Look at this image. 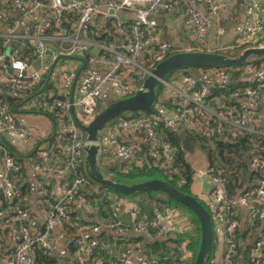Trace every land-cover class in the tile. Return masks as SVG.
Listing matches in <instances>:
<instances>
[{"label": "built area", "instance_id": "built-area-1", "mask_svg": "<svg viewBox=\"0 0 264 264\" xmlns=\"http://www.w3.org/2000/svg\"><path fill=\"white\" fill-rule=\"evenodd\" d=\"M100 1L102 0H0V38L2 39L0 43V85H8L13 93L39 87L43 84L46 74L48 77L50 75V78L54 75L60 59L70 58L69 56L81 48L90 49L91 53L95 55L96 61L104 67L99 78H95L93 74V77L85 82L81 95L73 102L70 99L71 87L75 81L76 73L64 63L58 68L56 79L59 81L65 99L60 103L62 113L57 127L65 137L66 148L61 164H54L53 156L48 151H44L38 160H34L33 166L37 170L53 169L61 177L60 191L56 193L53 188L45 189L49 199L44 214L45 226L41 231L32 232L22 215L14 217L18 224L19 243L12 251L0 254V264H35L34 253L36 250L57 252L55 229L63 222L71 221L69 213L73 211L72 202L81 198L79 190L84 186L81 169L84 167L85 147L88 142L86 135H83L82 125L88 124L98 112V100L109 85L115 84L123 96L132 95L139 90L151 69L170 55L171 44L161 38L157 17L164 0H106L104 5L93 4V2ZM246 1L247 6L253 11L247 18L246 32L242 40L225 50L229 56L238 55L241 52H238L239 47L245 49L252 46H264V42L256 40L257 33L264 28V0ZM199 3L200 0H188L187 6L188 22L200 45L199 50L220 52V49L208 48L206 42L207 18ZM205 5L210 12H215L224 4L222 0H205ZM103 7L105 10H102ZM21 9H24L23 13L17 14V11ZM123 10L131 11L134 14L132 22L122 15L121 11ZM67 12H73L79 17L74 31H70L66 25L65 14ZM102 12L115 23L118 32L127 35L126 41L106 45L95 43L83 35V25L94 22L96 16ZM6 21H10V27L5 23ZM128 24L131 28L129 34L127 33ZM44 26H49L48 30H51V33H42L41 30ZM19 40H29L33 45L36 57L31 63L22 58L18 47L12 45L13 41ZM46 41L55 42L58 48L51 49L47 46ZM129 45L133 51L127 50ZM153 45L157 46L156 51L151 52L146 49ZM141 50L151 54V58L139 60L137 54ZM58 58L59 60H57ZM263 58L250 57L244 66L247 75L254 73L253 80L256 83V86H248L243 91L253 106L251 115L246 119L239 110L222 105L220 97L214 98L213 106L207 99L210 87L202 77L211 76L226 81L229 73L222 67H209L206 70L198 68V73L191 70L188 73H179L172 80L164 78L161 84L164 86L166 94L169 91L170 98L180 108L174 112L167 111L160 101L154 103L156 109L160 112L166 125L173 129L188 132L204 131L219 135L228 134L231 139H235L241 131L264 135V130L261 128L263 117L260 112V108L264 104ZM37 60L40 61L39 67L28 74V68ZM56 60L51 72V67ZM259 61H262L261 64L255 65ZM197 74L201 76L199 82ZM135 75L138 78H135ZM38 105H41V101H38ZM72 107L80 109L83 115L82 119H79L75 112L72 113ZM141 122L119 118L111 124L108 144L112 154L116 157H139L142 155V145L146 143L145 155L160 162V167L163 168L169 179L178 176L179 184H183L185 178L179 174L175 164L176 149L172 143L163 140L154 131L146 139H135L131 142L123 141L119 137L121 128L133 127L137 129ZM5 132L13 133L19 138L32 136L31 130L13 119L9 104L0 102V133ZM258 149L264 151V142ZM4 161L5 174L0 182V193H3L7 198H13L17 190L9 176L12 172H17L20 167L10 156H5ZM251 170L260 175L253 184L254 188L247 190L234 200L230 196L227 176L224 173H216L211 166L204 173L212 181L213 187L200 197L207 203L213 223L219 220H223L224 223V255L216 264H235L233 256L236 230L241 224L239 218L236 217L237 212L228 211L231 206H236L238 202L247 204L251 224L254 220H264V156L257 155L253 158ZM83 204L85 208H88L84 202ZM121 208L132 218H135L139 211L134 202L117 198L113 205V213L117 220L107 224L109 228L120 227L124 224L117 216V212ZM81 217L80 214H77L75 219L79 222ZM78 222L75 224L77 225ZM134 225L138 230L144 232L152 227L156 230L158 237L164 236L171 230L180 231L188 228L186 216L179 209L172 207H166L158 219L147 222L142 216L141 220ZM78 229L83 236V232L97 233L100 227L81 224ZM71 239L67 242L70 243ZM98 244L99 241L95 237L87 240L81 237L77 240L76 264H90L88 260ZM186 244L184 242L180 248L183 258H187L191 254L186 250ZM251 259L254 264H261L263 261L264 236L254 245ZM159 260L160 258L149 259L147 257L135 260L129 256H117L115 264H157Z\"/></svg>", "mask_w": 264, "mask_h": 264}, {"label": "trees", "instance_id": "trees-1", "mask_svg": "<svg viewBox=\"0 0 264 264\" xmlns=\"http://www.w3.org/2000/svg\"><path fill=\"white\" fill-rule=\"evenodd\" d=\"M65 17L67 19L66 25L70 28V31H74L79 20L78 15L74 14L73 12H67ZM5 23L10 27V21H6ZM130 29V24H128V34L130 33ZM82 32L83 35L89 40L95 43L106 45L117 43L119 36L115 23L110 20L107 21L103 31L99 30L94 22H91L83 25ZM47 33H51V30H48ZM1 42L2 39L0 38V43ZM46 42L47 46H49L51 49L56 50L58 48L55 42ZM12 45L20 49L22 58L27 60L29 63L35 59L36 54L34 52L33 45L29 40L13 41ZM192 45L194 48L192 47L189 49H200L198 42ZM146 49L148 51L154 52L157 50V46H149ZM243 49V47H239L238 52L242 51ZM179 51L186 50H178L171 44L170 54ZM220 52L227 54L226 51ZM79 53H81L85 59H88L91 55L90 49L81 48L75 51V53L72 55V58H74V56H78ZM144 53L145 59L151 58V54H149L147 51ZM261 62L262 61H259L255 65L259 66ZM244 66L245 65L236 67H222V69H225L229 73V77L224 82L215 83L212 86H209L210 88L207 99L212 104V106L214 105V98L220 97L222 105L225 107H233L239 110L237 102L238 97L243 94V91L246 87L256 86L254 80L246 79L247 74L245 72ZM198 68L206 70L209 67H180L166 74L165 79L172 80L179 73H188L191 70L198 73ZM135 78L138 77L135 75ZM198 79L199 82L201 80V76L198 75ZM164 90L165 88L161 84L155 103L162 101V105L167 109V111H177L180 106L175 103L172 98H164V96H162ZM27 97H29L28 100H36V109H38V111L41 113L48 115L57 126L58 120L62 113L60 103L65 99L62 89L59 86L58 79H54L53 77L48 78V75L46 74L41 86L26 91H18L16 93L11 92V88L8 85H0V102L8 103L10 112L17 101ZM120 97L121 96H118L107 103L99 99L97 110H101L107 104L117 100ZM38 101H41L40 106L38 105ZM262 110L264 114L263 105L260 108V112H262ZM75 113L77 114L76 110ZM262 117L263 119H261V128L264 130V115H262ZM119 118L149 123L152 131L156 132L160 138L172 143L176 149L175 164L178 167L179 174L184 176L185 182L183 184H179L178 176L174 177L173 179H169L165 175L163 168L160 167V162H157L155 159L145 155L147 150L146 143H143L142 145L141 156L129 159L125 163L124 168L117 170L113 173V175L110 176L115 181L121 183H130L147 180L157 177V175H162V178L169 180L175 187L186 193L193 194L191 185L195 177V171L185 158V150L182 147L181 141L182 137L185 135H189L192 139V142L207 154L210 166L216 173L221 172L227 176L228 188L230 196L233 200L236 199L238 192H240V196L247 190L254 188V182L260 177L259 173L251 170V164L255 156H264V151H260L258 149V147L264 142V135L262 134L241 131L235 139H231L229 138L228 134L219 135L215 133H206L204 131L188 132L181 129H173L172 127L166 125L165 121L161 117L160 112L156 109L155 104H153L151 108L145 110L123 111L109 124H113ZM83 135H86L85 130H83ZM0 150V156L3 158L5 156L12 157V159L20 167L17 172H12L9 176L11 182L17 190L13 196V199L9 200V198H7L3 193H0L2 208L11 206L13 208V212H15L12 215H20V211L26 209L25 203L29 195L28 187L25 186L24 183L25 171L24 166L22 165V159H20V157L17 156L13 151H6L7 148L6 150L4 148H0ZM47 151L53 156L54 164H61L55 161L56 156L54 154L55 151L58 156H60L59 158L63 157V153L60 152L59 149L54 148V151L51 149ZM38 159L39 156L35 158V160ZM81 172L84 178V186L81 188V190H79V196L81 197L80 199H82L83 202L88 206V208H86V214L89 219H85V217L82 216L78 222V220L75 219V216H77L78 213H76L73 208V211L69 213L71 216L70 222H78L75 228H78L79 225L84 224L99 226L100 230L95 233V235L90 237H85V235H75L74 238L71 239L70 243L67 244L66 255L64 257L59 255L58 252L50 253L40 249L36 250L34 253L35 264H58L61 258L66 260L67 264H76L75 253L78 250L77 240H79L81 237H84L86 240L88 238L95 237L99 241L94 253L88 260V263L115 264L117 252L120 251V248L125 242L122 240H114L109 231L104 229L102 222L109 224L111 221L117 220V217L113 213V205L117 198H123L134 202L137 210L142 213L145 221L147 222L158 219L166 207L179 209L182 214L186 216L188 228L180 231L171 230L167 233V235L165 234L166 238L164 239L156 235V230L154 228L149 227L146 233L150 236V240H147L145 245L142 244V246H144L146 249L145 252L147 254V258H160L157 264H193L200 243V224L197 217L190 209L161 191L148 190L128 195L117 193L109 188L102 187L91 181L86 176L84 167H82ZM46 195V198L49 199L47 193ZM196 197L208 209L207 203L202 198H199L198 196ZM228 211L237 212V216H235L240 220L236 206H231ZM66 223V221L63 222L61 226H66ZM260 224V220H254L252 224L251 222L249 223L250 228L247 227V229L244 231L241 230V227L237 228L235 252L233 256L235 264H239L240 262L243 264H254L251 259L252 249L257 241H259L264 236V228L261 236L257 237H255V234H249V231L253 228H257ZM184 242L187 243L186 250L191 253L187 258H183L180 253V248ZM213 263L214 245L206 264ZM261 264H264V262L262 261Z\"/></svg>", "mask_w": 264, "mask_h": 264}, {"label": "crops", "instance_id": "crops-1", "mask_svg": "<svg viewBox=\"0 0 264 264\" xmlns=\"http://www.w3.org/2000/svg\"><path fill=\"white\" fill-rule=\"evenodd\" d=\"M223 6H221L215 12H210L206 5L205 0H200V8L203 10L206 18V42L209 49H220L225 51L233 47L240 42L246 32L247 18L253 11L247 6L246 0H222ZM106 0L100 2H93V4L104 5ZM187 6L188 0H164L162 3L157 17L159 21V32L162 39L167 40L178 50H191L194 48L192 44L197 43L194 33L187 18ZM25 9V8H24ZM24 9L17 11V14L23 13ZM102 10H105L103 7ZM122 15L125 16L130 22L134 20V14L131 11L123 10ZM33 19V18H32ZM109 21L107 15L102 12L97 15L94 23L99 30L103 31L104 27ZM49 26H44L41 30L42 33L48 32ZM117 43L126 41L127 35L118 32ZM256 40L264 42V28L257 33ZM127 50L133 51L129 45ZM144 52L141 50L137 56L139 60H144ZM95 55L91 53L88 59L82 54L74 56V58H63L59 61V66L54 71L52 76L57 78L58 68L62 63L68 66L69 69L74 70L76 73V80L74 81L73 97L77 99L83 90L84 84L87 80L95 75V78H99L103 73L104 67L96 61ZM80 57L85 59L76 58ZM254 73L246 76L247 80H253ZM202 79L212 86L215 83H221L220 79L211 76H203ZM73 87V85H72ZM71 87V93H72ZM121 96L118 88L115 84L109 85L100 96V100L107 103L110 100ZM171 93L168 91L164 94V98H170ZM29 97L17 101V103L11 109V115L13 119L20 122L24 127L32 131V136L29 138H19L13 133L5 132L0 133V148H4L6 151H13L17 156L22 159V165L24 166L25 186L28 187L29 195L25 203L26 209L20 211L23 219L29 224L32 232H38L44 229L45 226V209L47 204V198L45 189L53 188L56 193L60 191L61 177L56 174L53 169H41L37 170L33 166V162L37 156H40L44 151L49 149L54 151V148L59 149L63 153L65 151L66 141L64 135L60 129L54 124L52 119L38 111L36 109L37 101L34 99L28 100ZM238 109L244 119L251 115L253 106L246 97L245 94H241L238 99ZM264 102V96H263ZM264 106V104H263ZM77 111L76 116L79 119L83 118L79 108H74ZM262 115L263 110H262ZM138 128L125 127L119 130V137L126 142H131L135 139H146L152 132L149 123L141 122L138 124ZM111 129V124H108L99 134V143L101 149L99 152V163L107 176L113 175L114 172L125 167V163L129 159H133V156L116 157L112 154L111 147L108 144V137ZM1 151V150H0ZM56 156L55 161L62 162V158H59L58 154L54 151ZM186 161L195 171V177L191 185V190L195 196H200L208 192L213 183L210 178L204 174L206 169L210 167L208 156L197 145L193 152L185 150ZM61 159V160H60ZM56 162V163H57ZM5 174V161L0 156V182L3 180ZM239 193L236 195V199L239 198ZM13 198H9L12 200ZM72 207L76 213L81 214L85 219H89L86 214V208L82 202V199H75L72 202ZM239 217L241 230L244 231L247 227L250 228V217L248 214V205L242 202H238L236 205ZM13 208L8 206L2 208V201L0 200V254L7 253L15 249L19 243V231L18 224L15 221V216L12 215ZM87 217V218H86ZM66 226H57L55 229L57 252L63 257L66 255V248L68 240L74 238L75 235H81L78 228H75L76 224L73 222H67ZM104 229L108 230L114 240L124 241V245L117 252V256L132 257L135 260H140L147 256L145 252V245L147 240H150V236L146 232L138 230L135 225L123 224L120 227L109 228L105 222H102ZM264 228V220L257 228H253L249 231V234H255V237L261 236ZM85 237L95 235L93 232H83ZM167 235V234H166ZM161 238H166L165 235ZM213 245H214V263H218L224 255L225 249V233L223 220H219L213 223ZM264 262V260H263ZM58 264H67V261L60 259ZM239 264H243L240 262Z\"/></svg>", "mask_w": 264, "mask_h": 264}, {"label": "water", "instance_id": "water-1", "mask_svg": "<svg viewBox=\"0 0 264 264\" xmlns=\"http://www.w3.org/2000/svg\"><path fill=\"white\" fill-rule=\"evenodd\" d=\"M69 57L72 58L73 56ZM250 57H264V46H252L245 48L236 56H229L228 54L214 50H186L170 54L164 60L158 62L153 69H151L150 74L144 80L137 92L127 96L121 95L120 98L110 102L104 108L99 110L88 124H81L86 131V140L88 142V145L85 147L84 171L86 176L91 181L102 187H106L117 193L126 195L148 190L161 191L182 203L195 214L200 224V243L193 264H206L213 248V221L209 210L197 199L195 195L182 191L181 189L175 187L167 179L154 177L142 181L121 183L113 180L110 176H107L101 168L98 158L101 149L99 134L121 112L151 108L158 96L161 81L170 71L180 67L243 66L247 63V60ZM59 58L57 60H59ZM76 58L82 59V61L85 62V59L83 58ZM57 60L53 63L51 72L53 71ZM39 65L40 61L37 60L28 68L27 73H32L34 69L39 67ZM15 73H17V71ZM48 78H50V75ZM74 84L70 97L72 102L74 100ZM71 111L74 114V107L71 108ZM181 141L184 150L190 152L195 150V144L192 142L189 135L182 137ZM117 216L124 224L134 225L141 220L143 215L140 211H138L135 218H132L130 214L126 213L123 208H121L117 212Z\"/></svg>", "mask_w": 264, "mask_h": 264}, {"label": "rangeland", "instance_id": "rangeland-1", "mask_svg": "<svg viewBox=\"0 0 264 264\" xmlns=\"http://www.w3.org/2000/svg\"><path fill=\"white\" fill-rule=\"evenodd\" d=\"M164 93L166 94L165 90L164 92L162 93V96H164ZM163 176L162 175H157V178H162ZM201 198V197H200Z\"/></svg>", "mask_w": 264, "mask_h": 264}]
</instances>
